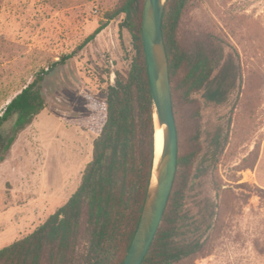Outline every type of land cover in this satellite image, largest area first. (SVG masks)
<instances>
[{
    "label": "rangeland",
    "instance_id": "1",
    "mask_svg": "<svg viewBox=\"0 0 264 264\" xmlns=\"http://www.w3.org/2000/svg\"><path fill=\"white\" fill-rule=\"evenodd\" d=\"M121 1L0 0V116L51 69L42 82L46 108L7 152L12 121L0 130V250L36 231L82 182L98 137L84 125L136 54L132 34L120 28L125 16L108 21ZM178 39L220 58L212 83L224 65L233 72L221 104L204 91L175 93L179 154L197 152L184 204L202 243L177 264H264V0H189Z\"/></svg>",
    "mask_w": 264,
    "mask_h": 264
},
{
    "label": "trees",
    "instance_id": "2",
    "mask_svg": "<svg viewBox=\"0 0 264 264\" xmlns=\"http://www.w3.org/2000/svg\"><path fill=\"white\" fill-rule=\"evenodd\" d=\"M144 2L122 0L108 18L111 21L125 16L120 28L132 34L136 54L127 76L118 74L100 109L84 125L98 137L79 188L36 231L1 249L0 264H123L140 222L155 160L154 106L141 33ZM188 2L166 0L163 13L174 111L177 91L185 99L204 91L205 100L216 104L223 103L231 91L226 86L233 72L231 63L223 66L219 83H212L220 58L205 46L186 50L178 39ZM106 27L107 23L100 25L80 48ZM71 58L69 55L60 59L53 68ZM50 71H43L22 89L0 116V130L12 121L3 152L9 151L18 133L46 108L42 82ZM196 157L194 151L178 154L177 173L164 219L142 264H177L201 251V241L193 237L196 223L184 204L186 181Z\"/></svg>",
    "mask_w": 264,
    "mask_h": 264
},
{
    "label": "water",
    "instance_id": "3",
    "mask_svg": "<svg viewBox=\"0 0 264 264\" xmlns=\"http://www.w3.org/2000/svg\"><path fill=\"white\" fill-rule=\"evenodd\" d=\"M166 0H145L142 42L154 106L155 131L163 129V148L156 154L140 222L123 264H142L162 225L178 164L179 137L174 114L169 63L163 37Z\"/></svg>",
    "mask_w": 264,
    "mask_h": 264
},
{
    "label": "bare ground",
    "instance_id": "4",
    "mask_svg": "<svg viewBox=\"0 0 264 264\" xmlns=\"http://www.w3.org/2000/svg\"><path fill=\"white\" fill-rule=\"evenodd\" d=\"M163 148V129L156 128V154L157 158L160 157Z\"/></svg>",
    "mask_w": 264,
    "mask_h": 264
},
{
    "label": "built area",
    "instance_id": "5",
    "mask_svg": "<svg viewBox=\"0 0 264 264\" xmlns=\"http://www.w3.org/2000/svg\"><path fill=\"white\" fill-rule=\"evenodd\" d=\"M99 8L97 7V6H94L93 7V9H92V13L94 14V15H98L99 14Z\"/></svg>",
    "mask_w": 264,
    "mask_h": 264
}]
</instances>
